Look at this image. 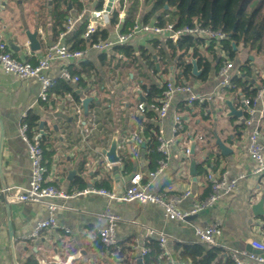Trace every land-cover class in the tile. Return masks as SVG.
<instances>
[{
	"label": "crops",
	"instance_id": "obj_1",
	"mask_svg": "<svg viewBox=\"0 0 264 264\" xmlns=\"http://www.w3.org/2000/svg\"><path fill=\"white\" fill-rule=\"evenodd\" d=\"M48 2L4 0L0 6V41L7 42L18 59L35 63L50 45L68 43L80 29L77 22L73 32H64L55 40L51 24H46L41 18L46 9L47 21L52 19ZM82 2L84 9L78 11L70 6L68 16L87 9L95 10L97 0ZM121 29V24L107 28L110 37ZM29 35H36L40 45L38 50L31 49ZM158 39L157 36L138 35L124 44L137 53L139 59L134 64L115 49L100 54L87 48L90 51L84 60L67 63L69 70L79 68L83 62H90L97 68V72L90 76L82 75L81 83L62 80L64 63L54 61L49 75L57 80V84L49 91L46 101L41 99L38 81L20 79L6 73L0 65V190L25 189L29 184L32 166L27 144L21 136V127L29 113L40 118L39 135L44 138L47 182L59 190L75 194L95 187L119 193L129 186L134 174L146 176L150 169L145 148L150 138L144 131L145 120L141 121L144 118L136 110L139 103H146L142 85L160 87L172 77L186 82L173 61L161 58L156 50H152V41ZM141 48L152 55L156 72L150 69L148 60L140 58L138 51ZM216 51L221 57L220 51ZM202 52L211 60L205 48ZM249 56L254 71L250 81L258 87L264 79V57L253 56L244 49L240 52L239 49L240 62ZM194 60L191 58L190 62ZM234 63L238 65L236 61ZM198 70L201 75L202 70ZM218 70L219 67L214 65L207 81L196 79L189 82L195 85L197 94L212 96V102L184 105L185 110L179 111L182 101L180 98L174 101V110L184 116L183 131L177 137L178 142L170 148L165 173L151 181L150 190L168 192L171 188L176 193L190 190L192 196L182 207L185 210L209 195L211 185L207 175L210 173L230 180L238 179L235 191L185 222L168 221L163 210L153 204L110 202L95 195L58 199V208L53 213L57 227L42 231L35 237L32 234L36 225L50 218L48 207L45 204H8L3 201L0 204V264H137L141 248L151 240L157 241L158 233L168 238L169 263L179 264L176 245L201 243L194 227H207L216 222L222 224L223 236L219 247L227 255L251 253L247 247L253 241L264 243V215L253 211L254 206L264 200V175L258 178L253 174L255 164L247 149V128L240 98L237 92L231 91V87H220ZM88 98L90 102L86 109L83 101ZM227 102L241 110L242 117L230 116ZM79 121L82 127L74 134L75 123ZM172 128L171 117L160 125L167 139L173 136ZM262 135L264 141V124ZM114 139L118 141L121 157L117 174L102 153L103 149L110 148ZM218 139L232 151L231 154L221 153L216 144ZM187 146L192 151L190 156L184 153ZM122 157L130 158L129 168H125ZM192 160L196 162L195 175L190 172ZM206 160L212 166L206 165L202 172L199 165ZM108 207L121 217L116 228L118 244L115 247H106L99 239L100 230L106 226L104 212ZM68 230L72 234H68Z\"/></svg>",
	"mask_w": 264,
	"mask_h": 264
},
{
	"label": "built area",
	"instance_id": "obj_2",
	"mask_svg": "<svg viewBox=\"0 0 264 264\" xmlns=\"http://www.w3.org/2000/svg\"><path fill=\"white\" fill-rule=\"evenodd\" d=\"M0 0V6H3ZM123 2L124 10L119 14V18L126 17L125 7L129 0H114L111 11H107L109 0H105L103 10H91L88 17L87 31L84 38L88 39L100 27L107 29L111 21V13L116 9V4ZM86 11L77 15L68 16L66 18V33L73 32L75 25L79 22ZM119 27V26H117ZM157 36L162 43L173 41L176 43L182 37H192L204 41V48L216 44V49L220 51L221 63L218 70V79L222 89L231 87V80L235 76H239V65L229 60L225 52L222 51L220 43L228 39V35L221 30H214L210 27H204L200 23L192 26H184L176 29L174 24H168L161 27L157 21L143 23L136 21L129 32L122 33L119 30L114 37L106 40H99L94 43L90 49L100 54H107L113 51L115 47L129 43L136 36ZM89 49H72L70 45L56 43L49 46L43 57L37 59L35 63L15 57L11 46L0 41V65L6 73L13 74L23 80H36L41 85V99L47 100L49 91L55 87L57 80L49 75L51 65L54 61L60 60L64 63L61 69V78L68 83H79L81 77L73 75L67 67L68 62H80L89 54ZM193 62V61H192ZM200 72V71H199ZM161 97L155 103H139L136 110L139 116L145 121L146 115L154 113L155 117L152 121L159 126L158 151L162 154L163 159L159 162L155 171L147 173V177L142 173L134 174L129 182V186L122 192H114L105 188L89 187L78 191L75 194H69L59 190L53 184L47 182V168L44 165V149L40 143V135L35 134L32 139L27 135V125L21 127V136L28 148V155L31 161L30 181L25 189H5L0 190V204L6 203H35L45 204L48 207L50 218L39 222L32 234V237L39 235L40 232L57 227V220L53 213L57 210L58 199H70L83 195H95L105 197L110 202L132 203L137 202L142 205L153 204L160 207L165 218L170 222H185L190 217L198 215L200 212L212 208L224 196L236 190L238 179L230 180L225 176H215L212 173L207 175V180L211 185V192L203 200L196 202L191 208L185 210L183 205L192 196L190 190L176 193L169 188L168 192H153L150 190L151 181L163 175L167 169L168 158L170 156V148L178 142V135L183 131L184 116L178 110H174V101L180 98L181 103L185 105L209 103L213 101V97L209 95H201L195 92V85L187 82L178 81L175 77L167 79L162 85ZM240 104L244 112V125L247 128V149L250 159L255 164L253 174L256 177L264 175V141L262 135V126L264 124V79L257 89L253 98L241 97ZM174 110V111H173ZM230 113V109L228 108ZM172 118L173 136L169 139L165 138L160 130V125L167 118ZM82 127L80 121L75 123L74 134ZM203 140V137H199ZM186 156L192 154L190 146L185 147ZM147 178L145 180L144 178ZM243 178V177H241ZM106 226L99 232V239L106 247H115L118 244L116 228L121 221V217L115 214L111 208H107L104 212ZM194 232L199 241L208 245L210 248L219 247V240L223 236L221 222L213 223L207 227L195 226ZM68 234L72 231L68 230ZM154 234L153 232L150 233ZM168 238L166 235L158 233L157 246L160 252V258L165 257L167 262H171V258L167 254L166 245ZM251 247L260 252L248 253L238 252L229 255L234 264H264V243L253 241ZM150 253V249L142 247L140 256L137 259L142 260Z\"/></svg>",
	"mask_w": 264,
	"mask_h": 264
},
{
	"label": "trees",
	"instance_id": "obj_3",
	"mask_svg": "<svg viewBox=\"0 0 264 264\" xmlns=\"http://www.w3.org/2000/svg\"><path fill=\"white\" fill-rule=\"evenodd\" d=\"M104 5L105 0H97L94 9L103 10ZM70 6L78 11L84 9L82 0H53L51 21H47L46 9L41 15L46 24H51L55 40L66 31V18L69 15L68 9ZM122 10H124L123 2L111 13L110 18L111 26L121 24L122 33L129 32L135 22L140 19L143 23H150L153 18L161 27L174 24L175 28L178 29L200 23L204 27L223 31L228 35V39L220 43L221 49L226 53L229 60L238 63L240 72L239 76H235L231 80V91L237 92L238 98L254 97L259 86H254L250 81L254 72L251 67L252 60L249 56L244 62H240L238 55L239 49H244L251 55H262L264 57V0H129L125 7L126 17L123 21L119 18ZM87 26L88 20L65 44L70 45L74 50L84 49L91 47L99 40H106L110 37L108 30L100 27L86 39L84 35ZM151 44L152 50H156L158 56L171 60L176 64L180 71V77L187 83L196 79L202 82L207 81L214 65L219 67L221 63V58L216 51L218 45L212 44L205 48L211 56V60H209L208 57L203 56L204 41L189 36L180 38L176 43L173 41L162 43L158 39L152 41ZM115 51L125 56L132 64L139 59L137 53L131 47L117 46ZM138 53L141 55L140 58L148 60L150 69L156 72L150 52L145 48H141ZM191 58L197 61L198 68L202 70L198 78L193 74ZM70 72L80 77L82 75L90 76L92 73L97 72V68L90 62H83L79 68H72ZM82 81L81 77L80 83ZM142 89L146 92V103H155L162 95V89L156 85L143 84ZM184 105L185 103L181 104L178 110H185ZM154 117V113L147 114V121L145 122L144 119L139 118L141 121L143 120L145 134L150 138L145 148L148 152L147 159L149 160L150 171H155L159 162L163 159L162 154L158 151L160 144L159 126L152 121ZM39 121L40 118L34 113H29L25 118L24 123L27 125V135L30 139L35 134H39ZM43 140L44 138L40 136V143L44 149ZM130 162L129 157H122V163H124L126 169L129 168ZM206 165L210 168L212 166L206 160L199 165V170L203 172ZM146 247L150 249V253L144 258L145 264H170L165 257H159L160 252L157 241L151 240ZM175 248L179 256V264H234L226 251L220 247L210 248L203 243H181L177 244Z\"/></svg>",
	"mask_w": 264,
	"mask_h": 264
},
{
	"label": "water",
	"instance_id": "obj_4",
	"mask_svg": "<svg viewBox=\"0 0 264 264\" xmlns=\"http://www.w3.org/2000/svg\"><path fill=\"white\" fill-rule=\"evenodd\" d=\"M52 1L53 0H49V2H48V7L50 9L49 10V14L50 15H52V9H51ZM113 2H114V0H109L107 11H111V7L113 5ZM69 9H70V7H69ZM28 39H29V42H30L31 49L33 51L38 50L40 48L39 42H38V40L36 38V35H29ZM233 46H234V49H236L235 45H233ZM192 65H193V74L195 76H199L200 74H199V70L197 68L195 60L192 62ZM89 102H90L89 98L85 99L83 101L84 108L87 109V106H88ZM227 105H228V107L230 109V113H229L230 116L242 117L243 112L241 110H238L237 108H235L234 105L231 102H227ZM216 144H217L219 150L221 151V153L223 155L231 154L232 151L228 147H226L219 139L217 140ZM117 145H118V141H117V139H114L109 149H103L102 150V153L106 157L107 162L113 166V170H114L115 174H117L119 172V165L121 164V157L118 154ZM190 172H191V175H195L196 174V162L194 160H192V164H191V167H190ZM263 206H264V200L263 201H259V203H257L254 206V208H253L254 213L255 214L264 215ZM247 248L251 251V253L260 254V252L255 250V249H253L251 247V245H248ZM137 264H142V260L139 259L137 261Z\"/></svg>",
	"mask_w": 264,
	"mask_h": 264
},
{
	"label": "rangeland",
	"instance_id": "obj_5",
	"mask_svg": "<svg viewBox=\"0 0 264 264\" xmlns=\"http://www.w3.org/2000/svg\"><path fill=\"white\" fill-rule=\"evenodd\" d=\"M89 14H90V9H87L86 13L84 14L83 18L79 21L78 23V26L82 25L83 23H85L87 20H88V17H89ZM243 50V49H242ZM240 52H241V49H240ZM245 55H247L246 53H244ZM254 56V54H253ZM255 56H258V55H255ZM261 56V55H260ZM244 57V55H243ZM242 57V58H243ZM258 58V57H257Z\"/></svg>",
	"mask_w": 264,
	"mask_h": 264
}]
</instances>
